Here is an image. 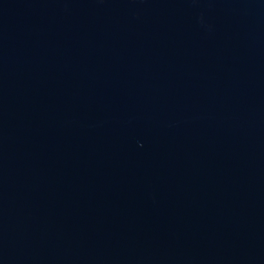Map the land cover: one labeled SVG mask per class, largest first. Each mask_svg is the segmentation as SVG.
I'll return each instance as SVG.
<instances>
[{"label":"water","instance_id":"obj_1","mask_svg":"<svg viewBox=\"0 0 264 264\" xmlns=\"http://www.w3.org/2000/svg\"><path fill=\"white\" fill-rule=\"evenodd\" d=\"M0 264H264V0H0Z\"/></svg>","mask_w":264,"mask_h":264}]
</instances>
